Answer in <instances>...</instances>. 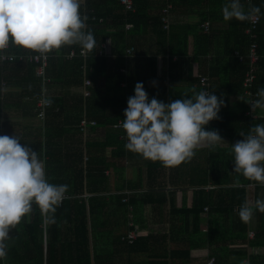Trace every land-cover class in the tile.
I'll use <instances>...</instances> for the list:
<instances>
[{
  "label": "trees",
  "instance_id": "1",
  "mask_svg": "<svg viewBox=\"0 0 264 264\" xmlns=\"http://www.w3.org/2000/svg\"><path fill=\"white\" fill-rule=\"evenodd\" d=\"M226 2L227 0H156L154 2L134 0V12H125L118 0H91L81 5V15H86L88 18L87 27L84 31H90L94 35L95 48L85 58L75 56L68 59L66 57L71 50L78 54L81 50L78 44L65 45L58 50L47 52L48 58L44 68V78L46 84L62 86V88H81L84 90V94L67 101L45 97V99L51 100V104L45 110L44 120L47 118L48 120L50 118L57 119L58 122L66 120L69 124L75 125L73 130L79 134V124L83 119L93 121L95 124L90 126V131L92 129L94 133L97 129H102L104 139H85L79 143V147L76 149V160L80 166H78L76 173L69 170L67 163L57 168L45 162L46 180L53 185L67 184L69 186L65 199L56 208L55 213L48 214L54 215L55 223H47L45 214L38 205L33 203L31 212L23 217L19 224L9 230L10 239L6 241L8 245L7 257L0 260L1 264H114L111 262L113 255L106 249L108 246L113 247L114 245L128 247L129 251L141 247L143 252V254L140 252L143 256L141 262L145 261V264H170L168 261L149 262L147 249L149 236L144 237L139 232L138 238L132 244L122 241V237L128 234V227L130 230L132 229L128 225L130 219L135 222L136 227L137 224L142 225L141 222L145 221L142 218L137 219L138 208L140 205L153 202V195L148 193L144 196H128L130 204H124L122 200L126 195H111L107 186L108 179L104 177L105 171L114 167L113 164L106 161L108 160L106 157L108 149H113V151L124 150L122 149L125 144L123 139L124 137L126 139L124 130L113 127L123 118L117 115V112H122L127 107L121 105L122 101L118 100V94H126V97L134 96L135 86H130L131 82L134 80L139 82L137 78L134 80L126 78L125 74L120 73L119 70L126 68V61L128 60L126 57L136 55L140 50L138 48H141L144 43L147 46L151 43L148 38L141 40V37L143 38L146 34L151 36L149 38H153L157 44L163 46L162 53L167 55L169 63H172V57L175 56L177 59L181 56L188 59L190 68L188 83L196 84L203 91L199 85V77L200 75H206V77L208 75L211 93L214 92L215 95H218L222 90L225 93L243 94L244 73L247 66L246 63L239 60L235 52L239 50L241 53H246L249 43L255 41L260 62L264 61V31L260 22L255 31V38L251 40L245 34L248 23L232 19L227 21L228 29L219 33L210 29L208 33L203 34L201 24L204 22L211 24L215 18L223 16L222 6ZM241 3L245 9L250 7L245 0H241ZM168 5L170 6L168 9L170 19L166 24L167 28H164V24L161 22L163 15L161 12ZM251 6L258 7L253 0ZM196 7L207 11L203 10L202 13L198 14L199 18H196L198 21L194 25L172 24L174 14L188 16L189 10ZM259 16L261 18V14ZM109 19L111 20L109 21ZM125 25H129L130 28L126 29ZM109 26L114 27L115 31L111 34H103V31L106 32ZM195 30L198 35H193L192 31ZM215 33L219 39L224 35L237 39L233 46L222 51L224 56L216 58L217 61L215 60L216 66L221 62V68L224 71L222 74L216 72L220 66L215 68L214 63L211 64L210 61L203 58L207 55L214 56L212 48L215 44V37H217ZM9 44V52L15 56V60L3 62L0 58V69L2 66L12 64L14 69L21 72L28 70L27 73L31 78L29 81L37 85L33 93H27V95L32 96V101L26 106L31 108L40 100L42 91L41 78L35 74L39 64L31 60L38 51H26L23 47L13 44L11 40ZM130 49L132 51L128 54L127 50ZM155 55L156 53L149 56L146 61L154 65L156 62ZM109 57H112L111 61L114 62L113 70L110 68ZM232 65L235 66V74L229 75V70L233 68ZM224 75L225 78L228 75L227 79H224ZM85 81H90L92 86L85 89ZM121 82H126L128 88L120 90L119 84ZM154 87L155 89H152L149 82L144 84L148 97L152 95V91H157L161 95L166 94L172 88V84H156ZM260 88H264V77L259 74L256 75L252 92H257ZM65 111L74 113V115L65 116L63 114ZM263 111V109L256 110L258 115ZM115 113L116 115H114ZM37 114L38 110L36 116ZM61 116L66 119L61 120ZM256 124H264V118H246V122H242L238 129V133L243 131L247 134L250 128ZM45 126L47 125L45 124ZM228 152L231 153V151L225 152L227 156L232 155H228ZM48 154L50 153L46 149L45 155ZM84 157H87V161L84 160ZM227 162L228 157L224 164L226 165ZM216 180L223 187H228L225 189L228 194L225 196L222 205L226 206L225 215L229 218L233 212V206L238 205L239 209L245 202L244 197L241 198L237 195L244 193L245 186L251 181L246 180L242 175L232 180L228 177ZM205 181L201 180V183ZM254 183L259 184L255 181ZM200 192L203 193V191H199L195 195L192 208L181 207L177 210L176 214L180 217L183 216L185 222H188L189 216H192L193 213L199 215L198 205L203 207L206 205V198L204 195L200 197ZM163 201L164 197L159 200V202ZM112 205L117 206L115 210H111ZM129 205L133 209L130 215ZM119 215L120 217H118ZM258 217L253 244H264V213L259 212ZM118 222H124L123 226H120ZM240 225H242L241 229L247 230V223L240 222ZM212 234L213 231L210 236ZM44 236H46L45 246L43 245ZM251 264H264V258L252 257Z\"/></svg>",
  "mask_w": 264,
  "mask_h": 264
},
{
  "label": "crops",
  "instance_id": "2",
  "mask_svg": "<svg viewBox=\"0 0 264 264\" xmlns=\"http://www.w3.org/2000/svg\"><path fill=\"white\" fill-rule=\"evenodd\" d=\"M147 1L154 2L156 0ZM253 1L261 10L260 26L264 31V0ZM83 3L82 0L81 5ZM203 10L207 11L198 7L193 8L189 10L190 14L188 16L176 13L172 17V24L194 25L198 21L196 19L199 18L198 14L202 13ZM210 29H214L217 33L222 32L228 29V22L223 19V16L215 18V21L211 22ZM114 31V27L109 26L106 32L103 31V34H111ZM192 33L198 35L196 30ZM149 37L151 36L146 34L143 38L141 37V40L148 38L151 43L148 46L144 43L141 48H138L140 50L136 55L126 57L128 59L126 68H121L119 72L125 74V77L130 80L137 78L143 85L149 82L152 89H155L152 81H156V84H172V88L166 94L161 95L157 91H152L149 102L155 97L158 101L167 104L176 99L185 98V93L192 95V89L200 92L201 89L196 84L188 83L190 70L188 59L184 56L177 59V56H175L172 57V63H169L167 55L162 53L163 46ZM236 41V38H229L225 35L219 39L217 35L212 48L214 56L207 55L203 57L211 64L214 63L215 68L220 66L216 70L217 73L222 74L224 71L221 68V62L216 66V58L224 56L222 51L229 46H233ZM23 49L31 51L24 47ZM155 53L156 62L154 65L148 63L147 58ZM109 58L110 68L113 70L115 67L114 62L111 61L112 57ZM231 67L233 68L229 70V75L235 74V66L232 65ZM27 71V69L24 72L16 70L12 67V64L2 66L0 69V135L10 137L15 135L22 144L30 146L38 152L39 158L44 161V165L45 162H48L58 168L67 163L69 170L76 173L78 166H80L78 160H76V149L79 147V143L82 140L92 138L103 140L104 132L100 128L94 133L92 129L91 131L89 129L88 136H85L74 131L73 127L75 125L69 124L66 120L58 122L57 119L50 118V123H48V118L45 119L46 121L38 119L36 116L37 103L31 108L26 106L32 101V96L27 95V93H33L37 87L34 82L29 81L31 78ZM259 74L264 77V61H261L258 66L257 75ZM227 77L228 75H226V78L224 75V79H227ZM136 83L138 82L134 80L130 86H135ZM40 85L48 98L67 101L83 94L81 88H62V86L46 84L45 81L44 84L40 82ZM127 88L126 82L119 84L120 90ZM41 93L43 92L41 91ZM217 97L224 99L225 106L220 109L218 119H214L204 126L205 130L218 131L224 140L215 148L206 145L199 146L194 150L195 154L190 160L171 168L164 167L159 161L146 160L139 154L127 151L125 137L123 139L125 141L124 148H122L124 150L113 151V149H108L106 153V157H108L106 161L114 165L104 173L105 179H108L107 186L111 195L144 196L148 193L153 195V202L140 205L138 208L137 219L142 218L146 222H141L142 225L137 224V227L135 224L137 233L140 232L144 237L149 236L147 241L149 262L168 261L170 264H209L210 259H215V264H251L252 257L264 258V244H253L258 226L259 211L254 209L253 218L247 223V230L241 229L240 222L242 221L238 216V205L233 206V212L227 218L228 216L225 215L226 206L222 203H224V198L228 194L225 190L228 187H223L216 180L223 177H228L231 180L239 177V174L233 172L234 156L230 155V152H228L230 156H227L225 152L231 151V144L242 139L238 129L241 127L242 122H246L245 108L247 104L242 93H225L221 90ZM117 98L122 101L121 105L127 106V100L125 99L129 97H126V94H118ZM63 114L65 116L74 115V113L71 114L66 111ZM117 115L122 116V120L125 119L124 111H118ZM259 115L264 118V111ZM60 119L66 118L61 116ZM46 149L50 154L45 155ZM227 157L228 162L225 165ZM214 178L216 179L214 180ZM201 180L206 181L201 183ZM199 191H203V193L200 192V197L204 195L206 205L204 207L198 205L199 215L193 213L192 216H189L188 222H185L184 217L178 216L176 212L181 207L192 208L195 195ZM237 196L244 197L245 202L252 203L257 199H264V185L255 184L254 181H251L245 186L244 193ZM163 197L164 201L159 202ZM116 207L112 205L111 210H115ZM118 223L123 226L124 222ZM212 231L213 234L210 236ZM45 238L46 236L43 237L44 246ZM106 249L113 255L111 262L114 264H145V261L141 262L143 259L141 247L129 251L128 247L114 245L113 247L108 246Z\"/></svg>",
  "mask_w": 264,
  "mask_h": 264
},
{
  "label": "clouds",
  "instance_id": "3",
  "mask_svg": "<svg viewBox=\"0 0 264 264\" xmlns=\"http://www.w3.org/2000/svg\"><path fill=\"white\" fill-rule=\"evenodd\" d=\"M81 3L82 0H0V53L8 47L10 40L16 46L42 53L74 44L81 47L82 55L91 52L96 40L90 31H84L88 18L81 15ZM260 11L256 6L245 9L241 0H227L222 6L225 21L251 20ZM44 81L45 78L41 79L42 84ZM87 82L90 81L84 82L85 89L92 86L91 82L89 86L85 84ZM152 85L155 86L156 81H152ZM191 91L192 95L185 93V98L167 104L155 97L149 102L143 83H136L134 96L127 100L125 119L118 121L122 122L121 127L126 134V150L171 168L190 160L197 147L206 145L215 148L223 142L218 131L205 130L204 126L219 118L218 113L225 106L224 99L218 98L214 92ZM82 92L84 94L83 89ZM256 95L258 98L252 102H247L244 96L252 113L264 109V88L258 89ZM44 103L49 107L51 100L45 99ZM37 110L39 112L38 103ZM37 118L44 121L45 115L40 118L37 114ZM90 126L94 125H89L85 132ZM79 132L84 133L80 131V124ZM239 135L242 139L231 144L233 172L264 185V124H256L247 134L241 131ZM84 160L87 161V157ZM68 189L67 184L53 185L46 180L44 161L37 151L22 144L15 135H0V260L7 257L9 230L31 212L32 204L39 206L47 223H55L54 215L48 214L55 213ZM128 196L122 200L124 204H130ZM131 208L129 205V215L133 210ZM254 209L264 213V199H257L254 203L244 202L238 211L240 220L249 223ZM128 225L132 228L129 232L136 231L133 220L130 219Z\"/></svg>",
  "mask_w": 264,
  "mask_h": 264
},
{
  "label": "built area",
  "instance_id": "4",
  "mask_svg": "<svg viewBox=\"0 0 264 264\" xmlns=\"http://www.w3.org/2000/svg\"><path fill=\"white\" fill-rule=\"evenodd\" d=\"M84 1H91V0H84ZM120 6L123 8V10L125 12H134L135 10V3L134 0H118ZM245 2L248 5H252V0H245ZM170 8V6L168 5L165 9L162 10V17H161V22L164 24V28H167V22L170 19L169 13H168V9ZM248 23L247 28L245 29V34L249 36V38H251V40H253L255 38V31L258 27V25L261 22V18L260 16H256L253 17L251 20H245ZM125 28L128 29L129 25H125ZM202 28V32H209L210 29V23L209 22H204L201 25ZM104 48H106V46L104 45ZM10 50V44L8 45V47L3 50V52L0 54V56L2 57L1 60L2 61H14L15 60V56L9 53ZM132 51V49L127 50V53L130 54V52ZM90 54V52L82 55L81 54V50H79L78 54L74 51L71 50L69 52V54H67V58H73L75 56L78 57H87ZM102 54V53H100ZM235 55L239 58V60L242 63H246V71H245V77H244V96L247 98V102H252L255 99H257V92H252V88L254 86L255 83V79H256V72H257V67L258 64L260 62V57L257 53V43L255 41H251L249 43V45L247 46V50L246 53H241L239 50H237L235 52ZM47 58L48 55L46 53H42L39 52L34 55L31 60L36 63L39 64L38 68H37V72L36 74L38 75L39 78H41L42 80H44V68L47 65ZM21 59H23V57H21ZM199 85L200 87L203 89V91L211 93L210 92V84H209V78L205 77V75H200L199 77ZM88 86L91 85L90 82L85 83ZM45 100V95L44 93H42L40 100L38 102V107H39V112H38V117L43 118L45 115V108L48 107V105H46L44 103ZM248 105V109L245 112V115L251 119H255L256 117H260V115H258L257 112L252 113L250 110V105L247 103ZM95 122H88L83 120L80 123V131L81 132H85V130L88 129L89 125H94ZM122 122H118L116 124L113 125L114 128L116 129H122L121 127ZM125 202H127V200H125ZM132 209V208H131ZM132 225V224H131ZM251 236V235H250ZM124 241L128 242V243H133L136 239H137V232L136 231H131L128 233V235L124 238H122ZM215 259H210L209 260V264H214ZM1 264V263H0Z\"/></svg>",
  "mask_w": 264,
  "mask_h": 264
},
{
  "label": "rangeland",
  "instance_id": "5",
  "mask_svg": "<svg viewBox=\"0 0 264 264\" xmlns=\"http://www.w3.org/2000/svg\"><path fill=\"white\" fill-rule=\"evenodd\" d=\"M44 95H46V92L44 93ZM260 116H262V115H260ZM82 135L88 136L87 132L82 133Z\"/></svg>",
  "mask_w": 264,
  "mask_h": 264
}]
</instances>
